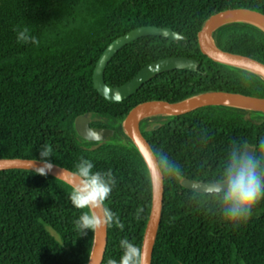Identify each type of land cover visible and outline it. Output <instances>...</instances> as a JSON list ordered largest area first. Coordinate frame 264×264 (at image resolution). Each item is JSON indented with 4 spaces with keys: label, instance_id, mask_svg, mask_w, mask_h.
Instances as JSON below:
<instances>
[{
    "label": "trees",
    "instance_id": "obj_1",
    "mask_svg": "<svg viewBox=\"0 0 264 264\" xmlns=\"http://www.w3.org/2000/svg\"><path fill=\"white\" fill-rule=\"evenodd\" d=\"M233 9L264 14V0H0V160L41 161L47 144L54 165L72 172L83 157L94 171H112L116 186L106 206L119 214L124 230L108 227L103 264L119 261L124 237L143 245L152 208L147 163L124 129L129 113L148 101L180 103L218 92L264 98L263 77L200 50L206 22ZM149 26L173 29L185 40L145 37L126 46L105 71L109 86L121 87L147 65L171 57L196 59L199 72L163 73L128 100L108 102L93 84L99 58L119 37ZM25 27L39 43L18 42ZM212 38L219 49L264 64L263 29L235 22ZM81 116L104 121L114 137L82 139L75 127ZM140 128L157 158L166 157L180 173L161 165L164 200L152 264H264V199L247 223L233 228L218 216L212 198L182 185L212 183L233 140H247L258 151L264 113L211 106L153 115ZM70 187L33 171L0 172V264H89L95 234L75 229L81 212L68 197Z\"/></svg>",
    "mask_w": 264,
    "mask_h": 264
},
{
    "label": "water",
    "instance_id": "obj_2",
    "mask_svg": "<svg viewBox=\"0 0 264 264\" xmlns=\"http://www.w3.org/2000/svg\"><path fill=\"white\" fill-rule=\"evenodd\" d=\"M243 22L255 25L264 30V14L247 9H233L212 16L198 35L201 52L209 59L228 66L250 71L264 78V64L249 57L232 54L219 49L213 41V33L220 27ZM145 37H161L177 43L185 40V37L170 28L155 26L141 27L113 41L99 58L93 74V84L98 94L110 103H120L128 100L139 92L140 89L155 77L176 70L198 73L199 62L196 59L185 57H171L151 63L144 67L131 81L121 87H111L105 81V71L112 59L126 46ZM120 99L117 100L116 96ZM211 106H226L246 110L260 111L264 113V98H257L242 94L225 92L202 95L180 103L165 101H148L136 106L127 116L124 129L126 134L138 148L144 157L149 171H151V153H155L149 141L143 135L140 123L143 119L153 115L181 116L195 112L199 109ZM146 115L145 117H143ZM76 131L78 135L93 143L104 142L114 135L110 129H98L90 126L88 116H81L76 120ZM93 134H98L101 139L96 140ZM156 155V154H155ZM157 157V156H156ZM41 161L29 159H7L0 160V172L10 170H27L36 172L42 167ZM47 175L53 176L72 185L75 178L71 171L53 164V169ZM161 183L159 186L152 180V208L146 226L143 248L149 256V264H152L154 246L156 243L164 200V175L161 170ZM210 183L183 180L182 185L194 191L206 187ZM196 192V191H195ZM203 193V192H199ZM204 194V193H203ZM108 244V227H104L95 233V241L89 264H103Z\"/></svg>",
    "mask_w": 264,
    "mask_h": 264
},
{
    "label": "clouds",
    "instance_id": "obj_3",
    "mask_svg": "<svg viewBox=\"0 0 264 264\" xmlns=\"http://www.w3.org/2000/svg\"><path fill=\"white\" fill-rule=\"evenodd\" d=\"M18 42L39 43L36 37L28 35V28L18 30ZM119 100V95L116 96ZM96 140L101 139L98 134H93ZM229 150L224 156L216 179L206 187L195 189L196 192H203L217 205L218 216L225 222L237 228L247 223L254 214V210L264 199V136H261L258 143V151L249 145L247 140H233ZM52 148L45 144L41 146L40 158L42 167L36 169L37 174L47 175L53 169L49 162ZM151 171L145 165L146 176L150 182L154 180L156 185L161 183V165L169 173L175 172L179 177V166H173L166 157L158 159L155 153H151ZM94 164L91 160L80 158L75 164L71 175L75 182L71 185L68 197L72 205L80 210L79 218L75 220V229L83 235L87 230L95 234L104 227H112L113 224L120 231L124 230L119 214L106 206L116 180L111 170L106 172L94 171ZM142 208L137 209L135 218L141 219ZM119 248L122 251L119 261L109 258L107 264H149V256L143 245H137L124 237L119 241Z\"/></svg>",
    "mask_w": 264,
    "mask_h": 264
},
{
    "label": "flooded vegetation",
    "instance_id": "obj_4",
    "mask_svg": "<svg viewBox=\"0 0 264 264\" xmlns=\"http://www.w3.org/2000/svg\"><path fill=\"white\" fill-rule=\"evenodd\" d=\"M88 117H89V120H90V126L91 127L98 128V129H102V128L103 129H110V130L114 131L113 128L107 127L106 123L104 121L95 120V118L92 117V116H88ZM104 126H106V127H104ZM114 135H115V131H114ZM114 135L112 137H114ZM111 138H107L104 142L109 141Z\"/></svg>",
    "mask_w": 264,
    "mask_h": 264
},
{
    "label": "bare ground",
    "instance_id": "obj_5",
    "mask_svg": "<svg viewBox=\"0 0 264 264\" xmlns=\"http://www.w3.org/2000/svg\"><path fill=\"white\" fill-rule=\"evenodd\" d=\"M146 115H144L143 117H145Z\"/></svg>",
    "mask_w": 264,
    "mask_h": 264
}]
</instances>
